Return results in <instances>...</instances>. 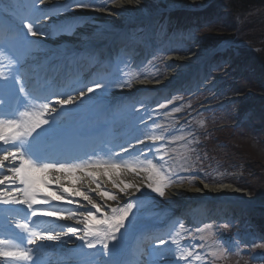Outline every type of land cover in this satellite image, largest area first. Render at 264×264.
Wrapping results in <instances>:
<instances>
[{"label":"snow or ice","instance_id":"6c2138e0","mask_svg":"<svg viewBox=\"0 0 264 264\" xmlns=\"http://www.w3.org/2000/svg\"><path fill=\"white\" fill-rule=\"evenodd\" d=\"M42 2L43 0H31L26 14L15 17V24H0V109H3L0 112V206L6 209L22 206L30 214L23 219L17 217L13 222L14 229L22 234L19 239L12 238L16 233L0 237V260L4 264H38L39 252L46 242L54 246L58 242H66L65 238L70 240L75 237L82 242L79 245L82 253L85 248L95 250L99 264H134L132 259H123L122 256L127 239L136 231L139 214L144 208L143 201L136 197L135 193H141L142 188L146 187L163 198L165 188L172 182V178L165 174L163 165L153 163V159L147 155L152 151L155 142L162 141L164 137L141 131L145 140L153 142L145 149L136 147L144 144V140L139 137H135L136 145L130 141H126L127 147L117 145L119 151L112 147H107L106 150L83 149L82 146L89 135L87 125L91 123V117H86L83 111L85 101L92 99V96L87 94L104 92L109 87H131V84L128 81L121 82L119 69L117 73L111 74L110 78L93 81L91 86L76 81L59 91L47 83L34 85L31 77L26 78L25 73L21 71L23 65L16 45L21 40L29 45L37 44L38 41H29L27 37L48 35L45 30L47 26L40 23L41 19H48L39 9L38 5ZM108 2L109 0H103L102 4L97 5L94 0H71V6L76 9L104 8L110 11L106 8ZM111 2L116 3V0ZM64 10L68 11L69 6L65 5ZM66 27L69 30L72 28L71 25ZM23 29L27 30L26 33ZM58 30H65V26H60ZM76 91H79L78 100L72 95ZM174 111L178 112L180 109L176 108ZM152 127L155 129L159 125L154 124ZM155 151L159 153L161 148L156 147ZM121 171L137 175L144 172L148 182L141 186L113 179V187L119 189L120 193L127 195V190L134 188V198L123 204L118 203L115 207H102L91 198L90 193L96 191L97 195L111 201H116L117 196L107 190H101L95 173L118 177ZM77 173L82 175L77 176ZM63 177L76 180L88 178L96 188L70 191L68 187H64ZM189 183H193V179H189ZM41 185L49 191H43ZM204 187L207 188L208 184H204ZM74 197L86 201L90 207L82 211L79 208L67 207L79 203ZM37 205L46 207H35ZM80 207L83 208V205ZM15 215L12 211L6 212V229L8 218ZM40 217L74 220L76 224H82L83 229L64 225L66 231L63 228L59 232L41 230L33 226V218ZM183 230L185 225L179 223V229L173 225L169 230L168 239L147 237L148 251L154 257L152 264H159V260L173 255L174 264L179 261L189 264L190 257L193 261L203 259L201 255L194 254L188 247L181 245L180 236ZM197 231L201 241H211L209 246L213 250L209 255L216 258L223 254L221 245L215 239L213 225L204 224ZM152 240L157 241V246H152ZM159 246L165 247L161 250ZM255 247H261V244H256Z\"/></svg>","mask_w":264,"mask_h":264},{"label":"rangeland","instance_id":"374dc122","mask_svg":"<svg viewBox=\"0 0 264 264\" xmlns=\"http://www.w3.org/2000/svg\"><path fill=\"white\" fill-rule=\"evenodd\" d=\"M131 1L133 12L140 10L144 13L147 11L153 15L161 12L160 15L166 16L173 15L178 11V13L192 11L195 16H189L191 18L187 21H185V17H177L184 28L187 27V33H185L187 38L181 40L179 46H173L169 50L171 54L160 57L157 55L158 50H154V54L152 52L149 57L142 59L136 67L132 68L133 63L126 64L130 73L126 79L120 77L121 82L129 81V76L140 75L144 77L140 79V83L154 85L156 82H151L149 77L159 76V78H155L162 80L163 77H167V73L172 75L168 68L169 58H183L192 55L196 50L204 49L213 53L212 58H209L211 67L203 77V81L201 80L203 83L198 92L185 94V91H178L168 95L166 99H162L160 102H155L154 106L157 111L154 114L163 113L166 115V119L156 123L159 125L158 128L153 129L154 124L148 127L144 126V129L141 128L142 131H147L146 133L156 130L169 131L164 135H169L172 143L162 147L159 155L154 156L158 161H153L158 166L163 165L164 171L165 166L168 165L166 175L172 178L171 183L176 182V184L165 188V196L170 187L178 184L181 186L189 184V179H193L195 183L203 184L200 180L202 179L208 182L207 184L214 186L227 182L232 183L231 181L234 180L240 185L245 181L242 180L245 173L250 170H255L257 173L264 172V64L261 58V52L264 49L262 47L264 45V0H255L249 6L241 9L240 4L232 3L229 6L233 12L231 14L232 21L227 18L231 10L226 15V11L223 10L222 14L219 9V13L216 9L221 4L225 5L231 0H224L223 3L221 0H196L173 9L169 7L168 2L164 1L160 4L154 0ZM102 2L103 0H94L95 4H102ZM109 5L113 6L115 3L109 0L106 7ZM74 9L76 8L72 10ZM78 10H93L96 13L106 11L104 8ZM208 13H210L209 17L206 16ZM108 14L110 19L117 20V17H114L111 12ZM237 28H242L239 37L237 32L231 31L232 29L238 31ZM245 29L249 30L250 35L243 32ZM209 34L216 35L212 39L209 37L212 42L218 37L215 44L207 42L208 38L206 37L211 36ZM240 34L250 40H243ZM255 35L257 36L256 39ZM225 39L232 40L233 43L231 42V45L219 49L220 44ZM177 47L181 52H177ZM243 50H249L252 53L243 55L245 52ZM115 60L117 62L120 59L118 57ZM122 68L126 67L122 65ZM135 83L136 81L130 84L133 86ZM195 89L198 87L196 86ZM160 105H164V107H160ZM176 108H179L180 111H174ZM189 131H192L191 136L189 134L191 138L184 142ZM176 137H183V139H175ZM142 173L144 172L139 175ZM130 176H137V174L131 173ZM261 176L263 178L256 185L258 193L254 194L253 191L249 190L248 192L253 195V198L244 197L245 200L249 201H243L252 205L253 209H241L242 206L236 205L238 202L236 203L232 199H224L226 200L225 204L229 201L233 202L230 205L226 204L227 207L212 201L206 202L202 211H206L208 216L213 211L215 213L209 220L196 225L193 230L181 231V245L188 247L194 254L198 255H201L202 251L205 250L204 254L201 255L202 260L210 259V264H264V176L263 174ZM144 181L146 184L148 179L145 178ZM143 189L146 195L152 199V202H163L161 197L152 193L148 188L143 187ZM107 191L113 192V190ZM116 194L114 191L113 195ZM106 201L114 203L111 200ZM165 204L174 207L172 202L166 201ZM220 208L224 210L225 208L236 209L240 213L231 214L230 210H225L226 214L217 215L222 211ZM204 224L213 225L215 239L223 249V254L216 258L209 255L210 251L213 250L209 246L211 241L205 242L199 239L200 233L197 229ZM177 227L179 228V225ZM156 244L157 241L152 242V246H156ZM256 244H261V247H255ZM198 245L201 247H197ZM173 257L175 256L173 255ZM173 257L163 260L164 263L174 264ZM181 262L183 261H179L178 264H185ZM195 263L196 261H189V264Z\"/></svg>","mask_w":264,"mask_h":264},{"label":"bare ground","instance_id":"6f19581e","mask_svg":"<svg viewBox=\"0 0 264 264\" xmlns=\"http://www.w3.org/2000/svg\"><path fill=\"white\" fill-rule=\"evenodd\" d=\"M7 0H4L3 2H6ZM26 1L31 2V0H19V5L21 4H28ZM44 1V0H43ZM58 0H45L42 3H39V9L42 13H45L47 10H49V7L53 5V3ZM61 1V0H59ZM157 4H160V2H168L169 7L171 9L177 8L178 6H181L183 4L191 3L196 0H154ZM2 2V3H3ZM26 2V3H25ZM1 4V2H0ZM7 4V3H3ZM22 4V5H23ZM24 8L26 6H23ZM110 11H105L104 13H96L95 11H80L78 9L74 10H68L65 14L60 11L59 13L55 14L53 17L48 18L47 20H42L40 23L43 25H46V31L48 32V35L46 36H38L33 37V40L38 41V45L45 47L46 46H58L57 48L62 49L59 51V53H62L63 51L72 49V50H83L84 52L81 54V56L77 59V61L73 62L72 60L69 61L66 58L67 63L66 67H64V62L60 59L63 58V56L58 55L56 57H52V64L57 65L60 69L64 70L65 72H69L71 74H77V72H81L82 75H86L87 73L97 75L99 72H102L106 64L108 63L107 60L110 58H115L116 53L120 51L127 50L128 54L132 51L136 54V60H138L141 57L147 58L149 56V49L153 46H158L155 49L156 50H165L164 52H168L169 49H171L175 45H180L181 40H184L186 37L185 33L187 30V27L184 28L182 25V22L177 19L175 15H160L161 12H157L155 15H151L149 18H144L142 21L139 19H142L141 16H145L143 12L140 10L134 11L132 8V1L131 0H118L115 5H109L108 7ZM7 10V8H6ZM11 10V9H10ZM27 11V10H26ZM109 12L113 14V16L117 17V20L110 19ZM22 15V14H20ZM109 17V18H107ZM135 18H138L137 20H133ZM0 20H7L11 24H15V21L12 19L7 18L6 11L0 13ZM181 22V25H180ZM71 25L72 28L69 30L66 26ZM60 26H65V30L60 31L58 30ZM180 26V27H179ZM138 31V32H137ZM111 33H114L110 35ZM110 35V36H109ZM0 36H2V33H0ZM107 37L109 40H107ZM48 38V39H47ZM232 40L225 39L223 43L220 44V48H225L229 45H231ZM178 52H181L180 49H177ZM78 54L80 51H77ZM45 55V54H44ZM213 55V53L204 50H196L192 55H188L186 57H181L179 59H175L174 57H171L168 59V64L170 65L169 69L172 75L167 73V77H163L162 80H157L156 83L153 86H149L140 83L141 80H138L139 82H136L135 85L130 87L128 90H118L111 95V93L108 95L110 98H115L117 101L121 99L120 96H130L136 100H143L147 102V99L145 98V95H149V93H152L150 96V100H155L157 102H160L162 99H166L167 96L174 93L176 90L175 87L180 88L181 84L185 87H191L202 77L207 74V71L211 67L210 64V57ZM39 56H43V54H39ZM78 57V56H76ZM131 58V57H129ZM212 58V57H211ZM84 59V60H83ZM36 60H39L38 57ZM76 63V64H73ZM137 64H139L136 61ZM134 63V65H137ZM126 68L127 66L124 65ZM135 66H132V68ZM65 68V69H64ZM64 72V75L66 73ZM137 78L141 79V76H137ZM135 78V79H137ZM203 81V80H202ZM202 81L200 82L199 86H201ZM236 82V81H235ZM122 90V91H121ZM184 90V88H182ZM180 90L181 92H183ZM184 94V93H182ZM89 96L94 97L95 94H91ZM128 97V98H130ZM109 100V99H108ZM111 100V99H110ZM149 101V100H148ZM110 102V101H109ZM106 102L105 109L109 111L106 112L110 117L113 115L112 119H116L114 121V124L116 126H124L122 125L124 122L133 121L135 119H138L140 116V113L135 114L134 117H128L123 115V111L120 108L114 109V105ZM153 106H149L146 108L147 111H152ZM130 110L133 109V107H129ZM194 131V130H193ZM128 132V135L125 139H121L120 143L122 145L126 144V141L132 142V144L136 145L135 137H139V139L143 140L144 135H141V130H139L138 127H134V125H129L127 128H125V131L123 133ZM143 132V131H142ZM192 131L189 132V134ZM145 133V132H144ZM128 138V140H126ZM191 137L188 136V139ZM150 141L144 140L143 145H136L139 149H145L150 144ZM157 152L152 149L151 152H148V157L151 158L153 154H156ZM154 159V158H153ZM155 160V159H154ZM156 162L158 160H155ZM131 173L129 172H123L121 171L119 176H113L112 174H109L108 176L102 175L99 172L96 173V179L101 184V188H110L111 190L115 191V187H113V179H117L124 181L125 183H132L136 185H143L145 182V173H142L141 175L137 176H130ZM145 177V178H144ZM70 180H64V187H68L70 191L73 189H80V190H86L89 189L90 185L95 189L96 185L91 183V181L88 178H84L81 180H75L72 177H69ZM102 180H104V184L102 183ZM203 184L201 183H195L191 185H174L173 187H170L168 193L166 196H164L162 203H154L152 202L150 198L145 196L144 190L142 188L141 193H135L134 188H129L127 190V195L118 192V199L117 203L120 204V202L124 203L127 202L126 196L132 195L133 199V193H135L136 197H140L143 201L144 208L139 214L138 219V227L137 229L146 230L151 227H154L153 230L157 229V231L162 234L165 232L166 229H169L171 227L172 219H168L167 214L166 216L163 215V219L159 222L155 223L153 226L150 224L149 221L146 220V218L152 214H155L158 216L159 213H162V210L167 206L165 203L172 202L174 205V210L176 214L184 213L187 218L190 219H196L199 222H204L206 220H209L212 215L215 213L213 211L212 214H209V216H203V214L207 213L206 211H202L201 206L204 205L206 202H214L216 204L220 203V205H225L233 202L226 203L224 199H232L236 201V205H241V209H253L251 207L252 205L243 202L246 198H253V195L248 192V188L236 186L232 183H222L218 185H210L208 184V187L205 188L204 184L208 183L206 181H203L200 179ZM84 184V185H83ZM2 187V186H0ZM55 187V185H53ZM84 187V188H83ZM41 188L43 191L47 192L49 189L43 188V185H41ZM197 189H200L197 191ZM119 190V189H118ZM98 191V190H97ZM91 198L94 199L97 203L101 204V206H105L101 200L97 199V195L95 194V191L90 193ZM74 200H78L79 203H74L73 205H69L67 207H75L79 208L81 211L86 209L89 205H87L86 201H83L82 199L78 197H74ZM223 200V201H222ZM249 201V200H245ZM76 204V206H75ZM83 205V208H80L79 206ZM117 206L116 204H114ZM112 205L111 207H115ZM109 206V205H108ZM235 208L234 206H232ZM222 209V208H220ZM198 210V211H197ZM219 210V209H218ZM225 210L229 211L231 214H238L240 213L236 209H229L225 208ZM224 209L217 213V215L220 214H226ZM203 212V213H200ZM174 213V215H176ZM61 222H64L65 224L70 222V224H74L75 227L81 229L83 227L82 224H76L75 221H65V220H59ZM58 221V222H59ZM64 224V225H65ZM150 226V227H149ZM82 235V234H81ZM138 240L142 242V238L138 237ZM132 240L135 238V234L132 235ZM79 241V240H77ZM80 242V241H79ZM136 246H141L140 243H137ZM83 253H87V255H84ZM81 252L79 255H72L70 258L73 260H76V263L81 262L80 258L83 255L82 261L85 262L86 260H90L89 262L95 260L93 264L97 263L96 257H95V250H92L91 252ZM89 264V263H88Z\"/></svg>","mask_w":264,"mask_h":264},{"label":"trees","instance_id":"16d2710c","mask_svg":"<svg viewBox=\"0 0 264 264\" xmlns=\"http://www.w3.org/2000/svg\"><path fill=\"white\" fill-rule=\"evenodd\" d=\"M222 1V3L224 2V0H221ZM226 1H228V0H226ZM225 1V2H226ZM255 0H231V1H229V3H225V5H223V4H221L220 6H218V8H216L217 10L219 9L220 10V12L222 13L223 12V10L224 11H226V15H228V11L229 10H231L230 9V5H232V3H234V4H240L241 6H240V9L241 8H245V6H249L250 5V3L252 4L253 2H254ZM236 8H238V7H236ZM219 10H218V13H219ZM179 12V11H178ZM178 12H176V13H174V15L176 16V17H185L186 18V20L185 21H187V20H189L191 17H189V16H192V15H194L195 16V13L194 12H192V11H183V12H180V13H178ZM231 13H230V15H229V17H227L230 21H232L231 19H232V16H231V14L233 13L232 12V10L230 11ZM215 13H216V10H215ZM209 14L210 13H208L206 16H208L209 17ZM223 14V13H222ZM242 16L244 17V14L242 13ZM197 18V17H196ZM237 29H239L238 31H236L235 29H230L232 32H237L238 33V37H239V32L241 33L242 32V28L240 29V28H237ZM229 30V31H230ZM243 32L244 33H249V30H247V29H245V30H243ZM209 35H211V36H208V37H206V38H208L207 39V42L209 41L211 44H215L217 41H218V37H217V39L216 40H214L213 42L209 39V37L212 39L213 37H216V35H213V34H209ZM213 35V36H212ZM243 34H240V36H242ZM249 35H250V33H249ZM204 36V35H203ZM256 35H255V39H256ZM243 40H246V39H248V40H250L249 38H247V37H241ZM263 48H264V45L262 46ZM243 51H245L244 53H243V55H249L250 53H252L251 51H249V50H243ZM242 51V52H243ZM254 55H255V53H254ZM256 57H257V55H255ZM261 58H262V61H263V64H264V49H263V51L261 52ZM260 58V59H261ZM242 90V89H241ZM251 172V173H250ZM257 172H255V170H250L248 173H245V176H244V178L242 179V180H245L244 182H243V184H240L241 185V187H245V188H248L251 192L253 191V193L255 194V193H258L257 192V189H256V185H258V183L257 182H259V180L261 179V178H263L262 176H261V174H263V176H264V172H258L257 174H256ZM249 180H253V181H249ZM233 182H235L234 180H232ZM236 183V182H235ZM238 184V183H237ZM239 185V184H238Z\"/></svg>","mask_w":264,"mask_h":264}]
</instances>
